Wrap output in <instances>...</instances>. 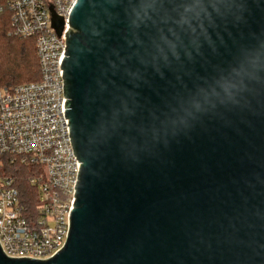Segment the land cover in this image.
<instances>
[{"label":"water","instance_id":"water-1","mask_svg":"<svg viewBox=\"0 0 264 264\" xmlns=\"http://www.w3.org/2000/svg\"><path fill=\"white\" fill-rule=\"evenodd\" d=\"M69 26L66 246L0 264H264V0H78Z\"/></svg>","mask_w":264,"mask_h":264},{"label":"built area","instance_id":"built-area-1","mask_svg":"<svg viewBox=\"0 0 264 264\" xmlns=\"http://www.w3.org/2000/svg\"><path fill=\"white\" fill-rule=\"evenodd\" d=\"M77 1L0 0V18L11 34L35 41L41 72L36 83L0 88V160L9 156L33 170L29 182L37 192V208L29 211L15 179L0 174V246L12 259L50 260L66 246L70 232L82 163L65 118L61 64ZM52 11L64 20L61 36Z\"/></svg>","mask_w":264,"mask_h":264},{"label":"trees","instance_id":"trees-1","mask_svg":"<svg viewBox=\"0 0 264 264\" xmlns=\"http://www.w3.org/2000/svg\"><path fill=\"white\" fill-rule=\"evenodd\" d=\"M34 40L11 34L9 23L0 18V88L36 83L41 72ZM0 174L13 177L29 211L37 208V192L29 180L34 173L30 168L13 163L9 156L1 157Z\"/></svg>","mask_w":264,"mask_h":264}]
</instances>
